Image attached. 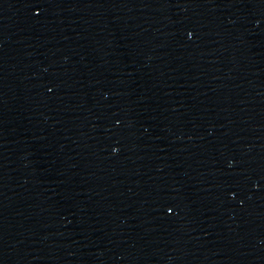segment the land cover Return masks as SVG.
<instances>
[{
    "label": "water",
    "instance_id": "95a60500",
    "mask_svg": "<svg viewBox=\"0 0 264 264\" xmlns=\"http://www.w3.org/2000/svg\"><path fill=\"white\" fill-rule=\"evenodd\" d=\"M0 264H264V0H0Z\"/></svg>",
    "mask_w": 264,
    "mask_h": 264
},
{
    "label": "snow or ice",
    "instance_id": "6c2138e0",
    "mask_svg": "<svg viewBox=\"0 0 264 264\" xmlns=\"http://www.w3.org/2000/svg\"><path fill=\"white\" fill-rule=\"evenodd\" d=\"M37 12H39V9H36ZM189 35H191V33H189ZM113 151H116V149L114 148ZM169 211H171V209H169Z\"/></svg>",
    "mask_w": 264,
    "mask_h": 264
}]
</instances>
